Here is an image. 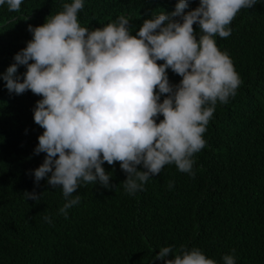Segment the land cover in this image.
I'll list each match as a JSON object with an SVG mask.
<instances>
[{
	"label": "trees",
	"instance_id": "16d2710c",
	"mask_svg": "<svg viewBox=\"0 0 264 264\" xmlns=\"http://www.w3.org/2000/svg\"><path fill=\"white\" fill-rule=\"evenodd\" d=\"M64 2L70 0H23L20 11L0 7V76L32 39L29 25H43ZM199 2L190 0L185 13ZM177 3L85 0L78 20L94 30L124 15L135 35L145 19L170 14ZM230 27L232 34L216 42L242 83L227 104L217 102L206 145L193 157L195 176L169 164L129 195L120 162H105L110 187L82 185L73 193L81 201L67 219L59 213L62 190L47 177L37 185L30 174L46 155L34 154L44 129L34 122L33 108L42 97L30 90L9 93L0 78V264H164L154 259L164 246L174 253L196 247L220 264L235 249L236 264H264V0L238 12ZM193 29L198 32V25ZM25 71L20 66L17 74ZM168 76L172 84L182 79L170 69ZM33 191L43 194L39 202L24 197Z\"/></svg>",
	"mask_w": 264,
	"mask_h": 264
},
{
	"label": "clouds",
	"instance_id": "9594fccd",
	"mask_svg": "<svg viewBox=\"0 0 264 264\" xmlns=\"http://www.w3.org/2000/svg\"><path fill=\"white\" fill-rule=\"evenodd\" d=\"M84 2H64L43 25H29L32 39L0 76L9 93L30 90L42 97L33 108L34 122L44 129L34 154L46 155L30 174L37 185L47 177L49 185L62 190L65 203L59 213L66 219L68 209L81 201L73 193L82 185L110 187L105 162H120L129 195L142 191L169 164L195 176L193 157L206 145L204 133L217 102L227 104L242 83L216 37H229L237 13L257 0H200L187 13L190 0H178L172 13L152 14L135 35L124 15L94 30L81 26ZM22 3L0 0V7L20 11ZM20 66L26 69L22 75L17 74ZM169 69L182 77L179 84L170 83ZM42 195L24 193L37 202ZM170 253L172 246L161 247L154 259L220 264L196 247L181 246L174 259H166ZM221 260L236 264L235 249Z\"/></svg>",
	"mask_w": 264,
	"mask_h": 264
}]
</instances>
